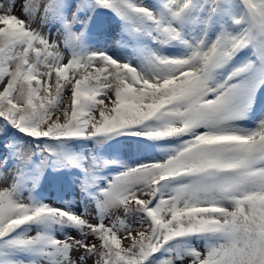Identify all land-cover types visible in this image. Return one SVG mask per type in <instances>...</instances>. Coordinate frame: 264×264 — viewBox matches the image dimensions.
Masks as SVG:
<instances>
[{
    "label": "snow or ice",
    "instance_id": "1",
    "mask_svg": "<svg viewBox=\"0 0 264 264\" xmlns=\"http://www.w3.org/2000/svg\"><path fill=\"white\" fill-rule=\"evenodd\" d=\"M92 2L120 14L117 0ZM242 5L238 34L222 33L183 58H157L159 74L150 77L102 52L65 55L61 42L34 26L40 0L21 8L27 19L0 11V121L36 140L110 134L181 140L165 159L127 168L98 189V209L108 213L103 220L22 202L13 184L0 183V241L34 257L16 261L0 253V264H146L167 242L193 236L205 240L203 248L157 264H264V120L248 132L226 129V114L242 106L246 86H208L212 72L241 48L252 45L264 58V0ZM162 31L177 38L170 28ZM248 70L236 67L227 79ZM68 162L79 165L74 157ZM32 222L74 227L79 235H12Z\"/></svg>",
    "mask_w": 264,
    "mask_h": 264
},
{
    "label": "rangeland",
    "instance_id": "2",
    "mask_svg": "<svg viewBox=\"0 0 264 264\" xmlns=\"http://www.w3.org/2000/svg\"><path fill=\"white\" fill-rule=\"evenodd\" d=\"M57 1L58 0H40V10L35 11L32 10V16L34 18V26L38 27L39 30L47 35H51L52 38L58 42H61L62 44V50L63 53L70 58L73 56L80 57L77 49V43L80 36V30L76 27L77 24H80L82 20L84 19L85 14L88 12V14L91 12L89 9H87L85 2L83 0H78L75 3L67 2L65 6V12L69 14V19L71 21L70 25H66V23H61L57 20H53L55 18H58L57 13ZM164 6L166 11L170 14L172 11L177 10L180 6L187 3V7L184 9V11L181 13L179 17H175V19L182 25H186V29L188 31L186 32L181 29V32L185 36V43L187 44V36H188V44L187 46L180 47L181 45H175L173 49L172 48V42L166 40L164 43H162L161 53L164 58H183L190 54V52L196 48L199 47H207L211 42H213L217 36H219L224 28V26L221 24L220 26L216 27L214 30V33L211 35L207 34L211 31L208 30V18L210 11L214 8V5L219 4L216 2V0H160ZM150 0H137V7H144L146 9L147 6H149ZM25 4H31V0H0V11L5 10H11L14 12L15 15L20 16L21 18H29L28 16H25L23 12H21V8ZM118 0L116 2V7L118 8ZM45 5H48L45 7ZM132 22L128 20L127 16H123L122 20L117 22L116 24H113L109 22L107 25V28L100 33L98 36V40L92 41L93 46L88 49L87 41H90V38L86 37V34L83 36V43L86 53H93V52H102L107 54L108 56L112 57L113 59L118 60L120 63H127L125 61L130 60L128 58V54L130 53V48H128L124 43L128 45L129 41L127 39V31L130 29L132 30L133 26L131 24ZM218 32L217 34L215 32ZM227 33V32H226ZM187 34V36H186ZM136 33H131V39L135 40ZM144 38L149 39L150 36L147 33H144ZM137 42L140 41V39H136ZM83 47V46H82ZM82 50V49H81ZM80 50V51H81ZM84 51V52H85ZM83 52V50L81 51ZM83 57V56H82ZM247 59H243L239 61L240 64L244 63ZM133 61V60H130ZM135 64V63H134ZM133 66L138 68V71H140L143 75L146 77H150L153 75H158V69L156 67V64H154L149 59L143 60L141 62V65L139 66L138 63H136ZM153 67L157 74L151 75L149 69ZM256 73L253 74V76ZM253 76H250L249 72L233 77L231 79L235 84L241 83V81H245V86L249 85V83L252 82ZM211 78L213 79V76L211 75ZM35 83V82H33ZM225 85L222 79L216 84L214 87L218 85ZM253 84V82H252ZM228 87V86H225ZM252 92V87H249L248 89V95L250 96V93ZM252 100H249L247 97V86H246V94L245 99L243 101L242 106H239L235 112H228L226 114V118L223 122V127L226 129H230L237 132H247L242 131L243 126L241 123H251L248 119H243L245 115V112H248L247 106L251 105ZM261 120H264V112L262 113ZM8 125L2 121H0V140L2 137H5L9 133ZM111 136V135H107ZM107 136H102L99 138L107 139ZM119 134L114 135L113 137H118ZM127 140V147L125 148L124 155L122 159L119 162V166H121L124 169H121L122 172L125 171L127 168L134 167L137 164L149 162V161H156V160H163L165 159L170 153L169 150L163 145V144H157L156 142L161 143L163 140H146L144 144L140 143L141 139H147L144 136H132V135H124ZM94 137H91L89 140L91 141ZM172 142H181L179 138H170ZM9 142V141H8ZM7 140L2 141L0 144V183H9L13 184L15 186V197L22 201V202H31L33 205H49V206H59L58 208H63V205L60 203H56L52 197L53 194L50 187H44L45 190L43 191L42 197H40V194L38 192V195L32 193L30 195V192L24 188L22 182L18 181V175H20V168L23 171L24 165L27 161V159L31 156L32 148L31 145L28 142V139H26L24 142L20 144H16L13 148L14 154H15V169H5L3 166V163L6 158V152L9 148V143ZM130 142V143H129ZM56 152V158L58 160H63L62 150L61 147L55 145V143L51 142L48 143ZM170 150L176 149L172 145L169 147ZM19 165V167H18ZM48 167L47 164L42 161L40 165H37L35 167L37 179L34 182V185L39 184V182H42V178L45 177L46 171ZM121 173V172H120ZM119 174V173H118ZM117 174V175H118ZM114 180V179H113ZM87 185H89L86 180H82L78 187H76L71 193L73 194V200L70 203L72 206L71 211L75 212L76 214H84L86 217H90L92 219H100L103 220L106 215H108L106 210H100L98 209V204L94 203L90 198L87 196L85 197L83 195V191L86 189ZM43 186H47V184ZM102 198V197H101ZM38 200V204L37 203ZM132 222H134L135 218H131ZM57 229L53 232V235L58 237V239H63L64 237L68 235H79L76 228L66 226V225H56ZM15 236H23V237H30L37 234L36 226L33 223H30L28 225L22 226L17 232L13 233ZM170 242V241H169ZM204 242L201 241V239H198L195 243L196 248H203ZM172 247V252L168 255H182L185 253V250L188 249L187 247H181L176 242H173L170 244ZM1 248H3L1 253H6L10 250V248L0 245ZM11 253H14L16 255L15 260L16 261H25L28 262L34 257L26 254L22 251L11 249ZM167 257V256H166ZM152 264H157L153 261V259L149 258V261ZM176 264H181L180 261H177Z\"/></svg>",
    "mask_w": 264,
    "mask_h": 264
},
{
    "label": "trees",
    "instance_id": "3",
    "mask_svg": "<svg viewBox=\"0 0 264 264\" xmlns=\"http://www.w3.org/2000/svg\"><path fill=\"white\" fill-rule=\"evenodd\" d=\"M7 125H8V127L10 126L9 124H7ZM12 131L14 132V136L12 137L13 142L14 141L24 142L26 139L29 138V136L25 135L24 133H21L19 130L15 131V129H13ZM9 164H10V166L8 167V169H14L15 168V161L14 160L10 161Z\"/></svg>",
    "mask_w": 264,
    "mask_h": 264
}]
</instances>
